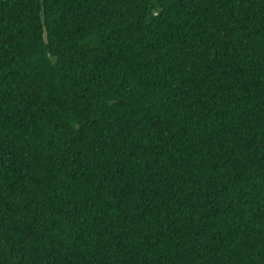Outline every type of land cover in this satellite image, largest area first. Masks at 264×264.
<instances>
[{
    "label": "trees",
    "instance_id": "16d2710c",
    "mask_svg": "<svg viewBox=\"0 0 264 264\" xmlns=\"http://www.w3.org/2000/svg\"><path fill=\"white\" fill-rule=\"evenodd\" d=\"M0 264H264V0H0Z\"/></svg>",
    "mask_w": 264,
    "mask_h": 264
}]
</instances>
